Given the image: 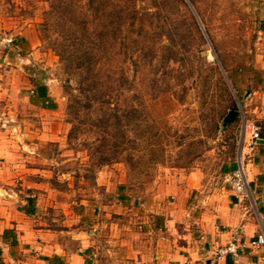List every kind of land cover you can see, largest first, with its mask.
I'll return each instance as SVG.
<instances>
[{
	"label": "rangeland",
	"instance_id": "1",
	"mask_svg": "<svg viewBox=\"0 0 264 264\" xmlns=\"http://www.w3.org/2000/svg\"><path fill=\"white\" fill-rule=\"evenodd\" d=\"M133 1L155 44L127 46L115 62L128 82L103 100L69 48L78 20L68 16L80 17L72 10L94 22L86 0H0V119L7 120L0 130L20 138L35 193L53 190L57 225L66 216L74 225L104 221V206L113 204L124 217L150 215L152 205L173 202L162 198L172 175L198 173L204 184L229 188L227 169L245 126L258 125L264 136V0ZM220 78L239 115L214 131L227 106ZM35 81L46 85L56 110L28 100ZM132 110L119 129L113 115Z\"/></svg>",
	"mask_w": 264,
	"mask_h": 264
},
{
	"label": "crops",
	"instance_id": "2",
	"mask_svg": "<svg viewBox=\"0 0 264 264\" xmlns=\"http://www.w3.org/2000/svg\"><path fill=\"white\" fill-rule=\"evenodd\" d=\"M0 122L6 127L7 120ZM17 138L0 130V264H264V247L247 248L237 261L215 255L234 232L246 244L264 234V145L242 157L249 194L241 201L229 185L210 186L198 173H185L170 176L162 198L173 202L152 205L150 215L124 217L113 204L104 206V221L88 224L84 218L74 225L66 216L57 225L53 190L35 193L39 187L26 182L33 170L26 168ZM246 156L252 158L248 165ZM232 165L228 176L237 160ZM27 198L35 200L29 215L21 210Z\"/></svg>",
	"mask_w": 264,
	"mask_h": 264
},
{
	"label": "trees",
	"instance_id": "3",
	"mask_svg": "<svg viewBox=\"0 0 264 264\" xmlns=\"http://www.w3.org/2000/svg\"><path fill=\"white\" fill-rule=\"evenodd\" d=\"M86 3L87 8H89L88 10L91 11L90 14H92L91 16L94 19V22H99L101 20V23H99V27L94 26L91 28L94 22L89 21L87 13L72 10V12H74L71 13L72 15H79L80 17L78 18L75 16V18H73L74 15L68 16V18H72V23L74 22L73 19L78 20L74 22L76 24H74V28H71L73 38H70L71 43L69 48H72L74 53L71 59L74 57L77 61H81L79 62V70H82V68L85 70L87 81L90 84L89 90L94 92L97 97H100L99 99L104 100L111 95L113 91L122 84V82H128L125 74H122L121 71H117V63L115 62L116 58L127 52V46L134 48L138 46L143 39L146 40V43L144 44L154 46L153 44L155 43L150 40L148 32L149 25L146 24L145 21L147 15L145 14V16H140L139 18V15L134 8L133 0H86ZM62 17L64 18V16ZM62 17H59V19H62ZM260 30L264 32V26ZM147 46L148 45H144V47H142V51L145 52V60L149 58L147 50L145 49ZM118 47L120 52H117ZM124 62L126 61H123V63ZM130 67H133V74H135L136 63L133 60L132 63H130ZM220 81L222 83V78H220ZM222 85L225 88L224 96L227 98V106L225 108L226 110L219 115L216 125L213 126L214 131L219 130L220 123L225 125L235 123L239 115L236 102L232 98V95L226 88L224 82ZM32 86L34 88V99H32V102L44 110H56L57 105L48 96L46 85L41 84L39 81H35ZM236 94L242 104V96L237 90ZM100 103L103 106L108 105L107 101H100ZM130 113H133V110L131 112H124V115L121 118L113 115V120H115L116 126L119 129L123 128L120 125L122 119L128 120L127 118L130 116ZM103 119L105 125L109 128L112 118L109 115L107 117L104 116ZM125 126L126 125H124V128ZM125 137L126 136L121 132V142L116 145V149L119 150V152L121 146H123V144L125 145ZM130 166L133 167L131 164ZM234 168L235 165L233 164L231 169ZM26 202V206L21 210L28 215L32 214L34 211L35 200L27 198ZM9 234L12 235V231H5L4 236Z\"/></svg>",
	"mask_w": 264,
	"mask_h": 264
},
{
	"label": "built area",
	"instance_id": "4",
	"mask_svg": "<svg viewBox=\"0 0 264 264\" xmlns=\"http://www.w3.org/2000/svg\"><path fill=\"white\" fill-rule=\"evenodd\" d=\"M246 136L248 137L247 140H245ZM259 144L264 145V138L261 136L260 127L255 124L246 125L245 136L241 140L239 146V154L237 157L238 167L225 179V182L234 191L235 197L239 201L247 198L249 194V181L242 157L253 152ZM244 150L246 151V154L243 152ZM262 247H264L263 233L246 244L241 241L240 234L234 232L232 233L229 242L226 245L219 247L216 250L215 255L218 258H230L233 261H237L241 258L247 248L260 249Z\"/></svg>",
	"mask_w": 264,
	"mask_h": 264
}]
</instances>
